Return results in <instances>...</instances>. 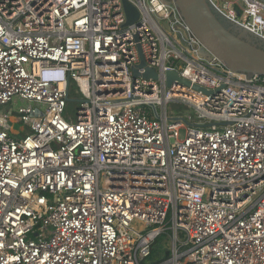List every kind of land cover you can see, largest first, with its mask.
I'll return each instance as SVG.
<instances>
[{
	"label": "built area",
	"instance_id": "1",
	"mask_svg": "<svg viewBox=\"0 0 264 264\" xmlns=\"http://www.w3.org/2000/svg\"><path fill=\"white\" fill-rule=\"evenodd\" d=\"M202 51L175 0H0V264H264V76Z\"/></svg>",
	"mask_w": 264,
	"mask_h": 264
},
{
	"label": "water",
	"instance_id": "2",
	"mask_svg": "<svg viewBox=\"0 0 264 264\" xmlns=\"http://www.w3.org/2000/svg\"><path fill=\"white\" fill-rule=\"evenodd\" d=\"M175 1L187 24L210 54L226 62L232 72L257 73L264 76V50L229 31L206 0ZM262 2L264 3V0ZM124 6L128 24L138 20L137 9L126 1ZM209 53L202 51L201 54L208 58ZM141 57V64L133 68L135 77L139 76V70L145 67L143 56ZM143 76L157 78L156 72L150 69H146ZM174 80L188 84L180 79L177 73H167V81L170 83Z\"/></svg>",
	"mask_w": 264,
	"mask_h": 264
},
{
	"label": "rangeland",
	"instance_id": "3",
	"mask_svg": "<svg viewBox=\"0 0 264 264\" xmlns=\"http://www.w3.org/2000/svg\"><path fill=\"white\" fill-rule=\"evenodd\" d=\"M221 19V18H220ZM221 21V20H220ZM222 21H225L222 19ZM237 32V36H239L240 38H244L243 40L249 41L251 44L259 47L260 49L264 50V42H260L258 38L254 37L253 35L245 32L244 30H239V31H235ZM76 104H70L68 107V111L75 117L76 116V109H77ZM23 107H25V104L21 103L20 101H15L13 103H11L9 106H6L5 108L3 107V109H5L6 111H11L12 114L16 117L22 116L23 114L21 112H19ZM169 111L171 114L174 115H181L182 117H186L188 115H191L192 117L194 116L193 111L189 108L188 105L185 104H181V103H171L169 105ZM19 127L22 128H27L25 127V125L23 123H21L20 125L16 126V129H18ZM31 131H27V134L30 133ZM164 238L161 237L156 241V247L160 250L161 248L166 247V243H164Z\"/></svg>",
	"mask_w": 264,
	"mask_h": 264
},
{
	"label": "trees",
	"instance_id": "4",
	"mask_svg": "<svg viewBox=\"0 0 264 264\" xmlns=\"http://www.w3.org/2000/svg\"><path fill=\"white\" fill-rule=\"evenodd\" d=\"M218 18L220 19L221 17H219L218 16ZM221 20V22H222V24L229 30V31H231L232 33H234L235 35H237V32H235V31H239V30H242L241 28H239L238 26H236V25H234V24H232V23H229V22H227V21H222V18L220 19ZM224 20V19H223ZM255 37V36H254ZM257 38V37H256ZM242 39H244V38H242ZM246 41V40H245ZM259 41H260V39H259ZM247 42H249V41H247ZM260 42H262L263 43V41L261 40ZM250 43V42H249Z\"/></svg>",
	"mask_w": 264,
	"mask_h": 264
},
{
	"label": "bare ground",
	"instance_id": "5",
	"mask_svg": "<svg viewBox=\"0 0 264 264\" xmlns=\"http://www.w3.org/2000/svg\"><path fill=\"white\" fill-rule=\"evenodd\" d=\"M169 73H174V72H169ZM12 120H14V119H12Z\"/></svg>",
	"mask_w": 264,
	"mask_h": 264
}]
</instances>
